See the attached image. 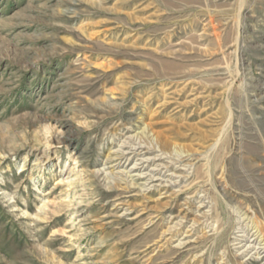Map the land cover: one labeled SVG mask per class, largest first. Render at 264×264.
<instances>
[{"label": "rangeland", "instance_id": "1", "mask_svg": "<svg viewBox=\"0 0 264 264\" xmlns=\"http://www.w3.org/2000/svg\"><path fill=\"white\" fill-rule=\"evenodd\" d=\"M0 264H264V0H0Z\"/></svg>", "mask_w": 264, "mask_h": 264}, {"label": "bare ground", "instance_id": "2", "mask_svg": "<svg viewBox=\"0 0 264 264\" xmlns=\"http://www.w3.org/2000/svg\"><path fill=\"white\" fill-rule=\"evenodd\" d=\"M130 150V149H129ZM125 153V152H124ZM124 153H122V157H123V159H125V161H127L128 159L126 158V156H125V154ZM122 157H121V159H122ZM135 170V169H134ZM160 177V176H159ZM159 186V185H158ZM159 218V217H158ZM168 221V220H167ZM196 221V220H195ZM179 224H176V226H178ZM187 225V224H186ZM176 226L175 227H173V228H171V227H167L163 232H162V234H161V238H162V240H164L165 239V236H170V238H174V237H176L177 236V234H178V232H179V229H177L176 228ZM187 228V227H186ZM209 228V227H208ZM192 230H193V228H190L189 227V230H185V233H184V235H185V237H187V235H189V233H191L192 232ZM179 236V235H178ZM168 238V237H167ZM191 238V237H190ZM152 239H154V238H152ZM176 239V238H175ZM154 241V240H153ZM156 241H158V240H156ZM160 243V242H159ZM182 243V242H181ZM185 243V242H184ZM183 243V244H184ZM163 244V243H162ZM182 244V245H183ZM179 245L181 246V244L179 243ZM152 246V245H151ZM162 246V245H161ZM160 247V246H159Z\"/></svg>", "mask_w": 264, "mask_h": 264}]
</instances>
